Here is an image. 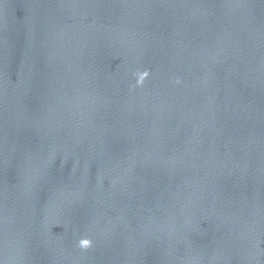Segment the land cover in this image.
Listing matches in <instances>:
<instances>
[{
    "label": "water",
    "instance_id": "95a60500",
    "mask_svg": "<svg viewBox=\"0 0 264 264\" xmlns=\"http://www.w3.org/2000/svg\"><path fill=\"white\" fill-rule=\"evenodd\" d=\"M0 264H264V0H0Z\"/></svg>",
    "mask_w": 264,
    "mask_h": 264
}]
</instances>
